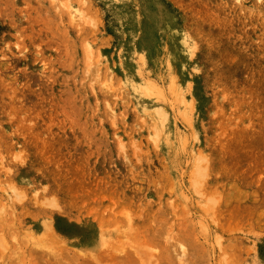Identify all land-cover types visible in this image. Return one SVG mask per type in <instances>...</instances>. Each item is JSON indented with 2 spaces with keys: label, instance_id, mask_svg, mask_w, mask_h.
<instances>
[{
  "label": "rangeland",
  "instance_id": "obj_1",
  "mask_svg": "<svg viewBox=\"0 0 264 264\" xmlns=\"http://www.w3.org/2000/svg\"><path fill=\"white\" fill-rule=\"evenodd\" d=\"M0 264H264V0H0Z\"/></svg>",
  "mask_w": 264,
  "mask_h": 264
}]
</instances>
